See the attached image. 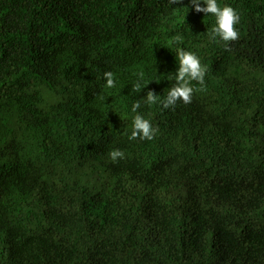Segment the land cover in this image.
Segmentation results:
<instances>
[{"label": "trees", "instance_id": "trees-1", "mask_svg": "<svg viewBox=\"0 0 264 264\" xmlns=\"http://www.w3.org/2000/svg\"><path fill=\"white\" fill-rule=\"evenodd\" d=\"M217 3L227 50L190 0H0V264H264V0ZM178 49L205 90L148 104Z\"/></svg>", "mask_w": 264, "mask_h": 264}, {"label": "clouds", "instance_id": "clouds-1", "mask_svg": "<svg viewBox=\"0 0 264 264\" xmlns=\"http://www.w3.org/2000/svg\"><path fill=\"white\" fill-rule=\"evenodd\" d=\"M180 0H169L170 4H177ZM194 6L195 11L198 13L212 14L216 18V25L211 29L209 38L211 40H219L227 45L230 42L237 41L239 39V31L236 25L240 22L239 13L231 6L221 7L217 0H203L205 7H201V0H190ZM183 37L177 35L174 37V43H181ZM179 58V67L176 74V83L173 85L167 93L164 99H160L153 91H148L146 95V102L148 104H161L163 109L174 108L178 101H182L185 104L191 103L194 89L191 86L192 81H196L201 85L200 90L203 91L206 88L205 76L207 68L202 65L200 59L192 52L178 49L177 52ZM141 78L143 74H140ZM104 78L107 82V87H115L113 73L108 71L104 73ZM141 89L140 82L134 85V90L139 91ZM140 103L137 101L133 105V112H136L140 108ZM157 128H154L151 122L145 119L142 115L137 114L133 119V130L131 132V139L135 140H152L155 138ZM124 153L118 149L111 151L110 158L113 162L118 159H122Z\"/></svg>", "mask_w": 264, "mask_h": 264}]
</instances>
